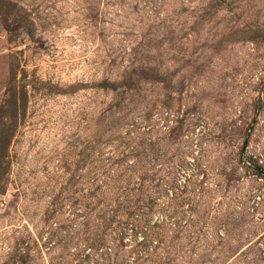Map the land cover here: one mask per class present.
<instances>
[{
    "label": "rangeland",
    "instance_id": "374dc122",
    "mask_svg": "<svg viewBox=\"0 0 264 264\" xmlns=\"http://www.w3.org/2000/svg\"><path fill=\"white\" fill-rule=\"evenodd\" d=\"M0 264H264V0H0Z\"/></svg>",
    "mask_w": 264,
    "mask_h": 264
}]
</instances>
